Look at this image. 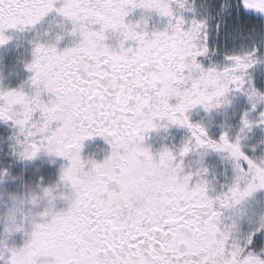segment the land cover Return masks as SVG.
<instances>
[{"label":"snow or ice","instance_id":"1","mask_svg":"<svg viewBox=\"0 0 264 264\" xmlns=\"http://www.w3.org/2000/svg\"><path fill=\"white\" fill-rule=\"evenodd\" d=\"M135 9L166 26L126 22ZM244 11L264 17V0H0V46L8 30H35L32 94L0 90V121L15 130L18 158L67 160L61 179L74 191L67 210L44 211L24 247H0V264H264V213L248 208L264 190V157L245 151L264 129V20ZM50 16L49 30H37ZM64 36L80 39L61 51ZM234 96L247 103L234 127L213 138L191 122L192 109L211 113ZM158 122L189 135L153 155L145 141ZM94 137L110 146L100 162L81 156ZM209 153L231 165L225 185L197 166Z\"/></svg>","mask_w":264,"mask_h":264},{"label":"rangeland","instance_id":"2","mask_svg":"<svg viewBox=\"0 0 264 264\" xmlns=\"http://www.w3.org/2000/svg\"><path fill=\"white\" fill-rule=\"evenodd\" d=\"M203 0H195L197 8L200 7ZM212 0H209L211 3ZM242 10V9H241ZM243 11V10H242ZM247 12V11H246ZM245 14V13H244ZM149 16V29L150 30H163L166 26V19L159 17L155 12L146 13L144 10L135 9L130 12L126 17V22L136 23L141 19V16ZM249 15V14H248ZM256 19L263 20L259 17ZM52 21V17L46 18L41 25L37 26V30L45 32L49 30V23ZM59 23L57 19L53 24L50 36L47 37L55 42V37L59 34V28L56 26ZM70 29V25H66ZM97 29L99 26H95ZM5 35L9 36L8 42L0 46V90H15L23 86L25 92L32 94L30 88L31 73L27 71L26 65L31 62V41L35 37V30L26 31L24 33H18L16 30H8ZM79 37L64 36L57 44L59 50H63L66 47H74L79 42ZM110 46L116 47L117 41L115 38L106 41ZM130 45L134 46L131 42ZM47 99V95H44ZM231 99L229 106L217 109L215 112L206 113L203 108L197 107L192 109L188 115L193 123H202L209 128L210 134L213 138L217 137L221 132V125L225 127H234L240 119L242 112L247 109V103L241 96H234ZM176 103V101L174 100ZM40 114H34V120H39ZM0 121V166L3 164L6 171V175L0 177V211H3L7 206L9 193H24L29 191L39 192L40 189L48 187L50 185L59 182V173L63 168L69 166V162L62 157H56L48 155L47 153H39L35 158L31 160H23L18 158L14 153V128L8 124ZM170 126V125H169ZM169 126L158 127V129L150 132L147 137L152 135H158L159 137H167L171 132L172 137L175 139L177 147L181 142L189 135L187 128L173 125V129ZM159 130V131H157ZM158 132V133H157ZM174 135V136H173ZM251 140L247 143L245 148L246 153L249 156H255L257 158L264 157V144L261 143V138L264 137V129H254L250 134ZM110 152V146L101 137H94L90 140H86L82 146L81 156L83 159H94L93 155H96L98 162L102 161ZM17 160V164L14 168L8 165L10 162L13 164ZM63 160V163H60ZM199 163L197 166H202L207 169L206 179L215 182L214 186L225 185L231 177L232 170L229 162L220 154L209 153L203 157L202 160L196 158ZM193 157L189 156L187 161L190 163ZM60 166V167H59ZM59 172L58 175L53 173L55 170ZM12 168V169H11ZM68 188L55 193L57 199L49 204L47 199H42L35 207H31V213L36 217L37 222H40L39 214L49 207L54 212L62 211V208L67 210L69 207L68 201H63L64 194L66 195ZM264 200V190L254 194V199L249 203L248 208L253 209L257 218L261 213H264V206L259 204V201ZM5 224L3 220H0V243L8 249L22 248L29 242V235L23 232H16L11 235L4 234ZM30 231V229L28 230ZM51 257H40L38 264H51Z\"/></svg>","mask_w":264,"mask_h":264},{"label":"clouds","instance_id":"3","mask_svg":"<svg viewBox=\"0 0 264 264\" xmlns=\"http://www.w3.org/2000/svg\"><path fill=\"white\" fill-rule=\"evenodd\" d=\"M61 176L62 171L60 172L58 183L42 188L39 192L29 191L20 194H8L7 206L3 211H0V220H3L5 224V235L23 232L31 237V233L35 230L37 220L36 217L32 215L30 208L37 206L42 199H47L49 204L57 199L55 193L58 191L60 186L63 184L70 185V183L62 180ZM45 189L48 190V195L45 194ZM61 198L67 199L66 197ZM45 210L55 213L51 207ZM44 211L39 214L40 219L42 218ZM29 229L30 231H28ZM3 246L4 245L0 243V247Z\"/></svg>","mask_w":264,"mask_h":264},{"label":"flooded vegetation","instance_id":"4","mask_svg":"<svg viewBox=\"0 0 264 264\" xmlns=\"http://www.w3.org/2000/svg\"><path fill=\"white\" fill-rule=\"evenodd\" d=\"M170 103L175 104L174 100L170 101ZM215 111H217V110H214L213 112H215ZM158 123L160 124V127L161 126L162 127H166L165 126L166 122H158ZM167 126H169V125H167ZM169 127L171 129H173V131H174L173 125H170ZM157 131H159V130H157ZM174 133L175 132H171L170 135H167V137H159L158 135H152L151 137H147L146 141H145V146L150 148V150L152 151L153 155H156L161 149H163L165 147L169 148L170 150H174L175 148H177L176 142L174 141L175 139L172 137V134H174ZM93 157H94V159H96V155H93ZM188 158L189 157H186L184 159L185 165L189 164V162L187 161ZM59 161H61L60 163H63V160L59 159ZM16 164H17L16 162H13V164L11 163L10 166H12V168H14L16 166ZM59 167H58V171L57 170H55V172L53 171V173H55L56 175H58ZM66 187L68 188V190H67L66 195L64 194V197H66L67 199L63 198V201H68L69 204H70V200L74 196V191L71 188V186L67 185V184H63V185L60 186L59 191L62 190L63 188H66ZM62 211H65V209L62 208Z\"/></svg>","mask_w":264,"mask_h":264},{"label":"trees","instance_id":"5","mask_svg":"<svg viewBox=\"0 0 264 264\" xmlns=\"http://www.w3.org/2000/svg\"><path fill=\"white\" fill-rule=\"evenodd\" d=\"M242 11V10H241ZM244 14V13H243ZM245 16H247L250 20H253V21H260V19H256L255 17H252V16H249V15H247V14H244ZM15 162H17V160L15 159ZM11 164V162L8 164V165H10ZM4 169H5V167H4V165L2 164L1 166H0V172L1 171H4Z\"/></svg>","mask_w":264,"mask_h":264},{"label":"bare ground","instance_id":"6","mask_svg":"<svg viewBox=\"0 0 264 264\" xmlns=\"http://www.w3.org/2000/svg\"><path fill=\"white\" fill-rule=\"evenodd\" d=\"M246 13L249 14V15H253V16L259 17V18H261V19L264 20V17H260L256 13H254V12H246Z\"/></svg>","mask_w":264,"mask_h":264}]
</instances>
